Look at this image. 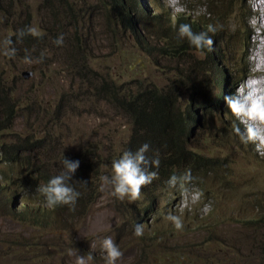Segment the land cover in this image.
I'll list each match as a JSON object with an SVG mask.
<instances>
[{
  "label": "rangeland",
  "instance_id": "1",
  "mask_svg": "<svg viewBox=\"0 0 264 264\" xmlns=\"http://www.w3.org/2000/svg\"><path fill=\"white\" fill-rule=\"evenodd\" d=\"M109 2L0 0V81L9 100L0 107V119L9 104L16 107L14 120L0 131V143L28 138L42 144L38 151L25 153L23 164L0 162V182L6 180L2 170H7L8 184L0 189L6 198H0V264H75L69 249L85 258L91 254L87 264H105L100 250L104 238H111L122 252L116 264H264V155L255 144L234 136L228 125L244 128L236 116L227 126L217 117L209 129L195 126L197 149L223 165L200 174V183L186 185V191L163 186L153 198L142 188L140 198L129 201L118 199L111 186L101 190V177L111 176L112 161L132 127L130 118L110 101V91L165 86L190 62L186 56L159 52L160 39L141 45L127 28L113 22ZM209 2L222 17L212 25L222 35L216 47L228 54L225 67L237 68L242 60L250 67L235 93L248 78L264 75V68L256 69L257 52L264 44L259 0H144L150 11L158 7L167 16L193 8L197 18ZM70 9L67 16L62 14ZM26 27L39 34H30L32 40L42 39L27 43L18 38V30ZM61 35L63 43L57 44ZM8 40L11 44L5 43ZM142 46H154L152 53ZM12 48L14 56L4 54ZM189 53L204 59L200 52ZM25 56L33 63H25ZM218 80L214 73L215 87ZM178 90V98L186 103L185 88ZM68 156L90 163L89 174L96 181L88 191L95 189V201L85 200L86 207L77 206L75 214L65 209L61 227L52 221L45 226L34 223L24 214L42 216L49 207L37 186L27 185L21 197L8 201L7 193L18 183L15 177L24 179L29 173L35 179L37 172H28L27 159L58 175ZM24 190L34 194L25 197L28 209L20 202ZM169 213L181 218L182 229L167 220ZM137 224L143 225L142 236L134 234Z\"/></svg>",
  "mask_w": 264,
  "mask_h": 264
},
{
  "label": "trees",
  "instance_id": "2",
  "mask_svg": "<svg viewBox=\"0 0 264 264\" xmlns=\"http://www.w3.org/2000/svg\"><path fill=\"white\" fill-rule=\"evenodd\" d=\"M2 2L4 0H1ZM209 1V0H208ZM47 3V0H46ZM49 4L54 6L53 1ZM110 4V2H109ZM205 11L202 12L199 18L189 12H181L173 15L168 12L167 16L160 8L155 7L154 12L146 7L144 0H111L109 15L117 26L127 28L130 33L135 35L137 41L142 45L160 39L162 47L158 48L159 52L167 54L175 58H186L190 61L186 69L178 70V77L172 79L165 86H150L139 88L135 92L125 88L118 91L113 88L110 91V101L120 108L132 122L131 134L129 139L124 143L121 153L116 158L118 159L124 151H135L141 145L147 143L150 146L148 155L158 156L160 164L157 169L158 179H155L151 184L145 185L142 188L144 193L149 192L153 198L157 196L158 189L167 185V180L173 174L180 175L182 172L190 170L193 177L192 181L187 184L200 183V174L208 172L215 166L223 165V161H218L214 156L207 157L196 147L198 134L194 130L195 126H204L207 129L213 125V120L216 117L222 120V124L227 126L230 124V117L234 115L225 104L224 97L234 93L237 85L249 73L250 67L248 61H241L237 68H226L228 54L216 47L222 38L220 32L215 34L209 33L214 40L213 49L209 51L207 48L199 50L192 46L187 39L178 37V28L180 24H190L193 32L199 33L206 31L209 24L220 21L221 14L211 8V2L205 3ZM55 11V10H53ZM159 11V12H158ZM62 11V14H67ZM174 21V22H173ZM157 25V27L155 26ZM31 35H25L23 39L27 43L42 39V37L32 40ZM155 46V44H154ZM153 46V47H154ZM153 47L142 48L146 53H152ZM200 52L204 55V59H197L189 51ZM192 56V57H190ZM177 69V68H176ZM209 73V74H207ZM218 75L217 86L215 87L213 76ZM182 78V79H181ZM183 78L185 80H183ZM186 81V82H185ZM182 83H185L182 85ZM178 88H185L187 93L186 103H182L179 96ZM216 88V90H215ZM177 89V91H175ZM9 100L5 95V87L0 81V107L8 105ZM16 107L14 105L7 106V111H4L2 119H0V131L5 127H9L15 117ZM202 112V113H200ZM232 129L235 126L228 125ZM234 136L237 135L234 133ZM34 139L30 141L28 138L19 140L16 143L6 144L0 143V162L12 164L18 162L23 164L26 158L25 153L38 151L42 147L41 142ZM194 142L192 146L190 143ZM14 149V153L12 151ZM199 148V147H198ZM71 160H79L76 156L66 157ZM80 161V160H79ZM28 172H37L35 179L27 173L24 179L19 176L15 177L14 181H18L15 187L7 194L11 196L12 201L21 197L22 190L27 186L38 187L39 184H45L53 176L48 167L31 162L27 159ZM90 163L80 161V166L73 175V180L69 181L70 185L80 193L74 207L69 205H57L53 208H48L47 213L38 216L36 213L27 215L34 223L45 226L50 225L51 221L55 226H62L61 215L65 209H68L70 214H75L76 208L84 209L85 200H91V204L95 201L93 193L97 194L92 188L94 182ZM4 182H0V189L7 184V170H2ZM60 173V172H59ZM9 179H12L11 177ZM19 186V187H18ZM97 189V188H96ZM1 191V190H0ZM34 195L30 191L24 190L20 202L25 209L29 208V204L25 197ZM39 197H42L41 195ZM3 200L6 199L0 195ZM43 198V197H42ZM7 201V200H6ZM151 206L145 208L147 211ZM20 216V215H19ZM52 223V224H53Z\"/></svg>",
  "mask_w": 264,
  "mask_h": 264
},
{
  "label": "clouds",
  "instance_id": "3",
  "mask_svg": "<svg viewBox=\"0 0 264 264\" xmlns=\"http://www.w3.org/2000/svg\"><path fill=\"white\" fill-rule=\"evenodd\" d=\"M264 5V0H260ZM264 17V9L261 10ZM264 24V20L261 21ZM217 27L209 24L206 31L199 33L193 32L190 24H180L178 28V37L187 39L188 42L196 49L202 50L207 48L213 49L214 40L209 33L215 34ZM39 35L32 27L19 29L18 38L25 35ZM11 44V40L5 42ZM57 44L63 43V36L56 40ZM5 55L14 56L15 49H6ZM25 63L32 64L30 57L25 56ZM256 69L264 66V58H256ZM254 69V70H256ZM225 104L236 118L244 125L243 130L239 125L233 128L234 133L240 137L242 143H253L257 150L264 155V84L260 81H249L243 87L238 88L235 93L224 97ZM150 146L145 143L135 151H124L122 155L112 161L111 176L101 177V190L106 186H111L113 194L120 200L126 197L129 201H135L140 198L143 186L151 184L158 179V172L154 169L159 167L160 161L158 156H149ZM63 169L58 175L52 176L47 183L39 184L37 192L43 197L46 207L53 208L57 205H69L74 207L80 193L76 191L69 183L73 180V175L80 166L79 160H71L66 157L62 160ZM193 177L190 170L181 175H171L167 180L169 188H176L186 191V185L192 181ZM167 220L174 224L175 228H183V222L177 215L169 213ZM136 236L143 235V225L137 224L134 229ZM100 250L103 254L105 264H116V261L122 256V252L111 238H104L100 242ZM68 255L75 256V264H87L91 260V254L87 258L78 255L77 250L69 249Z\"/></svg>",
  "mask_w": 264,
  "mask_h": 264
},
{
  "label": "bare ground",
  "instance_id": "4",
  "mask_svg": "<svg viewBox=\"0 0 264 264\" xmlns=\"http://www.w3.org/2000/svg\"><path fill=\"white\" fill-rule=\"evenodd\" d=\"M257 6H258V10H259V11H261L262 9H264V5H262V4L260 3V0H259V2L257 3ZM262 20H264V17L261 16L260 19H259L260 23H261ZM261 24H262V23H261ZM263 25H264V24H263ZM257 55H258V57H260V58H264V44L262 45V48H260V49L258 50ZM261 68H264V66H262ZM256 80H258V81H260L262 84H264V83H263L264 75L258 76V77H256V78H254V77H252V78H248L246 82H249V81H256ZM246 82H245V83H246Z\"/></svg>",
  "mask_w": 264,
  "mask_h": 264
},
{
  "label": "water",
  "instance_id": "5",
  "mask_svg": "<svg viewBox=\"0 0 264 264\" xmlns=\"http://www.w3.org/2000/svg\"><path fill=\"white\" fill-rule=\"evenodd\" d=\"M31 72H24L23 75L28 76Z\"/></svg>",
  "mask_w": 264,
  "mask_h": 264
}]
</instances>
